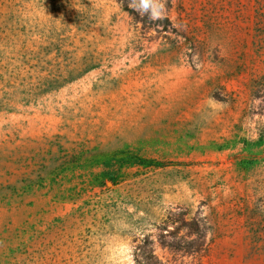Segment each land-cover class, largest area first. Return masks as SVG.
Here are the masks:
<instances>
[{"label": "rangeland", "instance_id": "374dc122", "mask_svg": "<svg viewBox=\"0 0 264 264\" xmlns=\"http://www.w3.org/2000/svg\"><path fill=\"white\" fill-rule=\"evenodd\" d=\"M125 1L0 0V264H264V0Z\"/></svg>", "mask_w": 264, "mask_h": 264}, {"label": "trees", "instance_id": "16d2710c", "mask_svg": "<svg viewBox=\"0 0 264 264\" xmlns=\"http://www.w3.org/2000/svg\"><path fill=\"white\" fill-rule=\"evenodd\" d=\"M118 2L123 6L122 8H123V10L124 11H126V12H128L132 17H133V19L135 20V22H143V21H140V16H139V13L137 12V10L136 9H134V8H130V6L128 5V3H127V1H125V0H118ZM167 21H168V19H167ZM136 161H138V162H142L140 159H138V158H135L134 160H133V162H135V164H136ZM24 183V182H23ZM32 185H31V183H29L28 185L27 184H24V187H23V189L22 190H24V189H26V188H29V187H31ZM17 191H19V189H17V187L16 186H11V185H9V186H1L0 187V196L2 195V194H4V193H8V192H17ZM6 196V195H5ZM149 254L151 255V259H148V260H146L145 261V263H143V264H162L160 261H158V259L157 258H155L154 256H153V254H152V251L151 252H149Z\"/></svg>", "mask_w": 264, "mask_h": 264}]
</instances>
